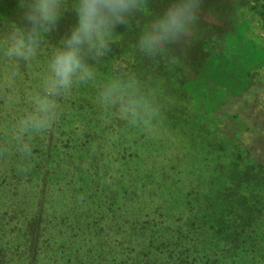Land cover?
Listing matches in <instances>:
<instances>
[{"label": "rangeland", "instance_id": "rangeland-1", "mask_svg": "<svg viewBox=\"0 0 264 264\" xmlns=\"http://www.w3.org/2000/svg\"><path fill=\"white\" fill-rule=\"evenodd\" d=\"M14 4L0 5V33ZM66 4L45 53L18 69L15 89L0 55V264H264V211L249 235H224L233 243L226 248L204 205L224 184L219 166L230 169L240 152L220 134L238 135L264 166V42L249 29L264 19V0H205L187 42L151 60L134 47L147 19L121 30L100 81L75 89L53 128L26 138L33 152L21 161L10 130L76 23L73 0ZM122 72L155 92L163 118L154 130L131 128L99 104L102 82ZM261 195L251 202L264 205Z\"/></svg>", "mask_w": 264, "mask_h": 264}, {"label": "clouds", "instance_id": "clouds-1", "mask_svg": "<svg viewBox=\"0 0 264 264\" xmlns=\"http://www.w3.org/2000/svg\"><path fill=\"white\" fill-rule=\"evenodd\" d=\"M4 3L0 0V5ZM204 4L205 0H156L155 6L152 0H73L76 23L47 56L38 86L29 95L30 110L10 130L20 160L27 161L33 152L26 138L52 129L63 114L62 102L75 89L100 81L99 68L121 30L147 19L134 47L143 57L155 59L172 45L187 42L201 22ZM66 9V0H15L6 29L0 33V55L9 68L10 89H15L18 69L45 53L46 39ZM249 29L258 43L264 42V19L255 18ZM97 100L131 128L152 131L163 118L155 92L134 73L110 75L98 88Z\"/></svg>", "mask_w": 264, "mask_h": 264}, {"label": "trees", "instance_id": "trees-1", "mask_svg": "<svg viewBox=\"0 0 264 264\" xmlns=\"http://www.w3.org/2000/svg\"><path fill=\"white\" fill-rule=\"evenodd\" d=\"M220 140L224 144L229 143V146L240 152L236 153L230 169L225 170L223 166H219V177L224 178V184L215 196L211 197L212 194L208 192L209 195L205 197L204 205L211 209L215 217L211 215L214 227L218 229H212L215 237L218 241H223L226 248H229L233 243L228 239L232 238L234 242H237L244 235H249V228L258 221L257 215L264 211V205L251 202L252 196L256 193L262 194L259 201L264 198V166L261 165L259 159L250 155V147L245 146L238 135L220 134ZM204 161L208 163V160ZM219 164L221 165L220 162ZM253 183L255 185H252ZM243 190L246 194L240 196ZM198 199L200 198H197L196 203L200 204ZM176 223L177 233H183L186 225L181 221ZM162 224L164 222L156 223L154 227ZM224 235L228 239H222ZM148 240L149 246L152 247L153 237L145 239V241ZM147 257L150 259L149 256Z\"/></svg>", "mask_w": 264, "mask_h": 264}]
</instances>
